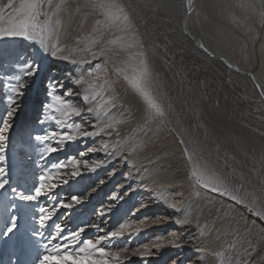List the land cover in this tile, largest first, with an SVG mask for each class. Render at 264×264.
<instances>
[{
  "label": "bare ground",
  "instance_id": "bare-ground-1",
  "mask_svg": "<svg viewBox=\"0 0 264 264\" xmlns=\"http://www.w3.org/2000/svg\"><path fill=\"white\" fill-rule=\"evenodd\" d=\"M80 1L81 5L85 3V0ZM21 2L22 0H14L16 6H19ZM121 2L131 9L130 15L133 16L135 25L138 26L146 40V33L143 32L142 25L149 23L150 20L161 26L168 38L170 31L171 39L178 46L186 45L189 52H194L202 59L205 58L213 68L219 69L236 85L240 101L246 104V108H249L247 112H250L251 118L259 124L261 129H264V96L260 95L264 90V8H261V0H121ZM248 2L254 3L256 7L253 9L240 6L241 3ZM7 3L8 0H0V8L5 7ZM78 4L79 0H60L56 4L57 8L49 13L53 28H59V31L52 33L51 39L48 41L50 44L59 42L60 46L65 47L66 50L74 48L73 45L85 48L87 39L94 38L105 30L103 24L97 25L96 23L97 20H103L101 16L88 9L76 11ZM78 18H80V24ZM3 26L4 23L0 22V27ZM111 38L109 35L108 39ZM126 39L131 41L132 34L128 33ZM77 41H81V43L77 45ZM200 43H203L213 55L208 56L204 53L198 46ZM156 49L154 45L148 49L154 53V59L158 57ZM74 58L91 59V55L88 52H79L74 54ZM24 60H35L41 67L36 76L29 78L30 87L20 99L19 111L16 113L10 132L7 163L13 183L25 179L27 181L24 185L26 188L33 185L38 171V150L34 146V142L28 141V139H31L33 134L40 132L42 128H57L51 120L43 126L39 125L37 121L44 117V110L42 109L43 113L40 111L37 102V105H32L36 94L43 101L42 106L47 102L46 92L50 81H58L63 85L62 89H57L56 94L64 96V92L71 89V94L64 98L85 109L88 103L82 99H74L76 97L72 94L73 89L81 92L83 89L87 90L93 96L99 93V97L93 102L98 110H100L99 105L103 99H107L109 95H117L120 97L118 103L121 107L118 111L113 110L114 118L125 122L120 124L115 131L109 130L112 131L111 137L102 134L95 140L87 139L83 143L77 139L75 142L66 143L62 151L48 157V164L69 156L87 159L90 163L93 160L104 161L96 173L85 175L78 183L55 189L57 195L78 194L88 186H95L99 179L106 181L104 185L97 188V191L84 205L76 206L72 210L70 220H65L61 216V213L64 212L63 209H60L53 219L60 217L71 228L90 220L98 222L94 215L96 209L94 205L97 204V207L100 205L96 203L97 199L108 193L105 204L114 203L111 196L119 193L124 195V199L117 203L113 213L101 223V227L105 231L114 230L125 219L143 216L150 219L148 227L142 230L138 236L132 237L130 241L128 234L111 243L107 240L103 241L106 250H121L127 247L130 254L131 251L146 243L160 242L165 245L159 250L153 248V255L148 258L131 257L127 264H172L173 261L176 264H182L184 261H186L184 264H226L227 259L222 256V253L220 256H213L208 252L197 251V249L210 248L218 252L222 251L228 242L230 243L231 238H233L231 242H235L234 235L239 232L240 226L244 222L241 217L247 218V214L241 210L242 205H237L235 208L234 202L195 185L190 176L191 165L186 161L183 153L185 145L180 144L181 139L187 141L189 145L195 141L193 136L196 134L195 131L192 132L188 128V124H184V120L172 117L171 108L167 118L153 119L139 100L126 94L123 85L115 82V77L111 75L110 65L104 67L102 64V71L98 78L96 80L89 78L85 82L83 80L85 73L79 65L53 59L44 55L38 46L22 40L0 42V115L2 118L7 108L6 97L8 95V90L4 87L5 77L9 74L18 75L17 65ZM97 62L99 61H93L92 64H87L84 67L91 69ZM176 71L178 72L172 71L168 76L178 81L185 78L184 73L189 77L186 70ZM160 73L156 71L155 87L158 89V94L169 103L168 98L166 99V92L159 84V78L163 77ZM253 76H255V80L252 79ZM47 79L48 84L45 86L43 82ZM105 79L109 81L107 84H104ZM77 81H80V84H77ZM257 83L262 85L261 89L256 88ZM182 90L184 91V89ZM183 112L187 113L184 109ZM111 115L108 122H112ZM74 119L88 130H93L79 117ZM93 119L91 114L87 115L88 121ZM189 119L194 130L196 125L197 133H199L197 137L207 142L209 138L203 136L201 132L203 128L201 121ZM65 131L74 132V129H65ZM16 135L21 140L25 138L29 142L28 144L20 140L16 142L14 149L18 152V156L13 155L15 152L10 147V141ZM105 142L109 144V151L113 153L112 155L105 156L101 152H87L89 147L99 148ZM199 145L202 148L200 142ZM217 147H214L212 151L215 154L213 158L207 155L206 150V152L202 151L203 158L232 178L240 175L239 172L229 170L234 163L235 156L231 152ZM81 152L85 153L83 157L79 156ZM11 157L15 161H12ZM123 157H127V160L125 161ZM113 169H115V174L109 175ZM233 179L238 180L236 177ZM120 185H124V187L120 188ZM153 189L163 191L166 202L158 201L152 204V200L158 195V192L153 193ZM43 202L49 207L53 204L50 200ZM141 202L148 206L141 212L135 213V216L130 217L131 210L138 207ZM171 203H178L182 211H172L167 207ZM0 215V221H2V212ZM157 216H163L165 219L158 224H153V220ZM185 218L191 219L192 223L186 226H179L175 223V220ZM256 221L258 220L256 219ZM0 227H2V223H0ZM173 232L176 233L175 237L172 235ZM23 233L24 227H21L17 236L11 239L17 240L19 245L18 248L15 247L12 250L13 253L10 254V257L14 256L15 259L19 258L25 264H31L33 258L38 255L39 249L29 239L22 240ZM101 235H104V231L89 228L82 234V238L95 240ZM157 236H163L164 239L156 241ZM26 240L27 244L21 243ZM170 240H176L183 246L177 248L170 245L168 243ZM8 243L12 242L8 241ZM78 248L77 246L73 249ZM60 255L62 254L60 253ZM60 255L57 256L60 257ZM63 256L67 260L65 264H94L99 260L96 253L87 250L80 256V259H77L74 250ZM218 258L220 259L219 263ZM57 260H59L57 257H52V261L56 262ZM60 264L64 263L60 262ZM247 264L258 263H251L249 259ZM260 264H264V258Z\"/></svg>",
  "mask_w": 264,
  "mask_h": 264
},
{
  "label": "snow or ice",
  "instance_id": "snow-or-ice-1",
  "mask_svg": "<svg viewBox=\"0 0 264 264\" xmlns=\"http://www.w3.org/2000/svg\"><path fill=\"white\" fill-rule=\"evenodd\" d=\"M240 6L253 9L256 7L251 2L241 3ZM261 8H264V0H261ZM85 9L101 16L103 20H97L96 23L97 25L103 24L105 29L98 36L87 39L85 48L74 47L66 50L65 47L60 46L59 42L55 44L48 42L52 33L59 31V28H53L49 15L53 11V0H22L19 6L15 5L14 0H8L7 5L0 8V22L4 23V26L0 27V42L27 41L38 46L44 55L79 65L85 73L83 77L85 82L89 78L93 80L98 78L102 71V64L104 67L110 65L111 75L115 77V82L123 85L126 94L139 100L153 119L163 120L167 118L170 114L171 105L158 94V89L155 87L157 75L154 53L148 50L149 42L140 33L138 26L135 25L134 18L130 15L131 9L121 0H85L84 4L76 6L78 12ZM128 33L133 36L131 41L126 39ZM109 35L112 37L110 40L108 39ZM80 43L81 41H77V45ZM198 46L208 56L213 55L203 43ZM160 51L161 49L157 48V52ZM79 52L90 53L91 59L74 58V54ZM162 52L165 62H167L169 49L164 47ZM93 61L99 62L93 64L91 69L84 67L87 64H92ZM40 67V64L35 60H24L17 65L18 75L9 74L5 77L4 87L8 90L7 108L4 117L0 118V197H2L0 200V212H2L0 240H11L17 236L23 222L26 237L39 249L38 255L33 258L31 264H52L54 250L57 255H60V249L66 250L75 244L83 245L79 248L77 259H80L79 254L85 253L86 250L98 255L99 260L94 264H127L131 257H140L141 259L150 257L153 255V248L159 250L165 245L160 242L146 243L131 251L130 254L127 247L109 251L103 246V241L107 240L111 243L125 237L126 234H128L130 241L132 237L138 236L142 230L148 227L150 218L147 216L125 219L114 230L105 231L101 227V223L113 213L117 203L124 199V195L119 193L111 196L114 203H102L94 210L98 222L90 220L71 228L60 217L53 219L57 216V212L63 209L64 212L61 213V216L65 220H70L72 210L76 206L84 205L97 191V188L104 185L106 181L99 179L95 186H88L78 194L57 195L55 189L78 183L85 175L96 173L104 161L93 160L90 163L87 159L69 156L48 164V157L62 151L66 143L75 142L77 139L83 143L87 139L95 140L97 136L102 134L111 137L112 131H115L120 124L125 122L114 118L113 110L118 111L121 107L118 103L119 96L109 95L107 99H103L99 105L100 110H98L93 102L97 100L100 94L97 93L96 96H93L87 90H82L81 99L88 103L85 109L64 98L71 94V89L66 90L64 96L56 94L57 89H62L63 85L58 81H50L46 92L48 99L42 106L44 117L39 119L37 123L43 126L51 120L57 128H42L40 132L31 136V140L38 150V171L32 187L26 188L24 186L27 183L25 179L13 183L7 163L10 132L16 113L19 111L20 99L30 87L29 78L36 76ZM252 79L255 80V76ZM108 82V79H105L104 84ZM77 84H80V81H77ZM256 88L261 89L262 85L257 83ZM260 95L264 96V90L261 91ZM88 114L93 116L92 121L87 120ZM110 114H112V122H108ZM76 117L85 121L93 130L90 131L82 126L79 121L74 119ZM65 129H74V132L65 131ZM180 144L185 145L183 153L186 161L191 165L190 176L196 186L215 193L221 198H226L237 205H242L256 219L264 222V185L257 184L252 191H249L245 183L233 179L204 159L198 141H193L189 145L187 141L181 139ZM87 152H101L105 156L113 154L109 151L107 142L101 144L99 148L89 147ZM84 155V152L79 153L80 157ZM123 159L126 161L127 157H123ZM114 174L115 169L109 173V175ZM119 187L123 188L124 185ZM152 191L153 193L158 192L156 198L152 200L153 203L166 202L163 191L157 189ZM44 200L52 201V206L45 205ZM147 206L148 204L141 202L138 207L131 210L129 216H135V213L141 212ZM167 207L174 212L182 211L178 203L168 204ZM164 219L163 216H157L153 220V224H158ZM175 223L179 226H186L192 221L185 218L177 219ZM89 228L104 231V235L98 236L95 240L82 238V234ZM172 235L175 237L176 233L173 232ZM155 239L162 241L164 237L157 236ZM168 243L177 248L183 246L176 240H170ZM197 251L208 252L213 256L221 255L220 252L210 248H198ZM60 259H66V257L60 255ZM9 264H25V262L19 258L12 259L10 257ZM172 264H176V262L173 261Z\"/></svg>",
  "mask_w": 264,
  "mask_h": 264
},
{
  "label": "rangeland",
  "instance_id": "rangeland-1",
  "mask_svg": "<svg viewBox=\"0 0 264 264\" xmlns=\"http://www.w3.org/2000/svg\"><path fill=\"white\" fill-rule=\"evenodd\" d=\"M59 1L60 0H53V11L57 8L56 4ZM79 4H81L80 0ZM90 19L93 20L92 17H90ZM78 23L80 24V18H78ZM147 23L142 25V28L143 32L146 33L149 48L154 45L156 48L161 49V53L157 52L158 57L154 60L156 71L158 73L161 72V77L163 76L161 79L159 78V84L167 93H165V95L166 99L168 98V104L171 105L172 117H177L178 120H184V124L187 123L188 128L192 132L195 131L196 134L193 135L194 140L200 142L202 146L201 150H206L207 155L210 156V158L215 156L212 151L214 147L217 146L219 149L223 148L225 151L231 152L236 157V160L234 157V163L229 170L240 173V175L234 177L238 179L237 181L245 183L246 186H248L249 191H252L257 184L264 185V129H261L259 124L251 118L250 112H247L249 108H246V104L240 101L236 85L219 69L213 68L205 58L202 59L194 52H189L190 50L186 48V45L181 47L174 43L170 37V31L168 38L161 26L156 25V23L150 20L149 23ZM73 47L75 46L73 45ZM79 47L82 48V46ZM164 47L169 49L167 62H165V57L162 52ZM182 69L183 71L186 70L189 75L188 77L186 73L183 72L185 78L181 79L182 81H178L171 76H168L172 71L178 72L176 70ZM193 70L194 72H192ZM43 84L46 86L48 84V79L45 80ZM182 89H184V91ZM73 90L74 92L72 91V94L76 97L74 99L81 100V91ZM34 97V103L32 102V105L35 106L38 103L40 111H42L43 101L39 98L40 96L38 94ZM183 109L187 113H184ZM188 116L193 120L198 119L201 121L203 124L202 129H204L203 131L201 129V132L203 136L209 138L207 142H204L197 137L199 136V133H197L196 125L194 130L192 123L189 121L191 119H189ZM0 118H2V115H0ZM19 140L21 142L24 141L27 144L29 143L25 138L24 140H21L17 135L11 139L10 147L12 148V151L15 152L13 154L15 156H18V152L14 149V146ZM28 141L32 140L28 139ZM11 160L15 161L13 157H11ZM107 196L108 193L103 197L98 198L96 203L105 204ZM94 207L97 208V204H95ZM234 207L237 208V204H235ZM241 210L243 213L247 214V218H244L243 216V218L241 217L244 222L241 224L239 232H236L234 235L235 242H231L233 239L231 238L230 243L228 242L224 246V249L218 252L222 253V256L227 259L226 264H247L249 259L251 260V263L255 262L260 264L261 260L264 258V222H261L258 219V221H256V218L249 213L245 207L242 206ZM49 224L51 225V222H49ZM25 239L28 238L25 236V233H23L22 240ZM8 241H11L12 243L9 244ZM21 243L27 244V240ZM18 245L17 240H0V264H9L10 254L13 253L12 250H14L15 247L18 248ZM77 246L80 248L83 245L79 246V244H75L74 246L68 247L66 250L60 249V253L66 255V253L74 250V253L77 256L79 248L73 249ZM54 252L55 250L53 253ZM83 254L84 253H81L79 255L82 256ZM52 257H57V259H59L56 262L52 261V264H60V262H63L64 264L67 263V260L60 259L57 254H53ZM11 258L15 259L14 256ZM217 261L219 263L220 259L218 258ZM185 262L186 261L182 264Z\"/></svg>",
  "mask_w": 264,
  "mask_h": 264
}]
</instances>
